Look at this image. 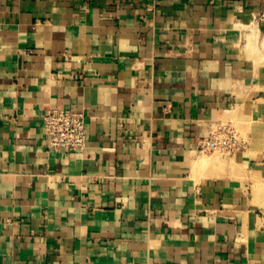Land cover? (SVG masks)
<instances>
[{"label":"crops","instance_id":"crops-1","mask_svg":"<svg viewBox=\"0 0 264 264\" xmlns=\"http://www.w3.org/2000/svg\"><path fill=\"white\" fill-rule=\"evenodd\" d=\"M225 112L264 114V0H0V264H264L262 159L198 163Z\"/></svg>","mask_w":264,"mask_h":264},{"label":"rangeland","instance_id":"rangeland-1","mask_svg":"<svg viewBox=\"0 0 264 264\" xmlns=\"http://www.w3.org/2000/svg\"><path fill=\"white\" fill-rule=\"evenodd\" d=\"M239 118L237 115H231L230 112L216 114L212 119L213 134H218V140L223 139L225 136H231L230 141L223 144L216 149H205L197 152L198 163L204 164L205 158H209V165L217 166L219 164L228 163V168L231 171H238L241 169L233 163L232 154L238 148L251 143L253 153H258L262 159L258 167L254 166L247 169L246 172H255L251 177V187L264 199V114L260 119L255 118ZM228 130L225 133V130ZM206 163V162H205Z\"/></svg>","mask_w":264,"mask_h":264},{"label":"built area","instance_id":"built-area-1","mask_svg":"<svg viewBox=\"0 0 264 264\" xmlns=\"http://www.w3.org/2000/svg\"><path fill=\"white\" fill-rule=\"evenodd\" d=\"M87 114L67 108H46L41 114L40 122L47 140V146L54 150L81 151L86 144ZM227 133V129L225 130ZM229 132V131H228ZM218 134L210 132L209 136L197 143V150L216 149L230 141L231 136L218 140Z\"/></svg>","mask_w":264,"mask_h":264}]
</instances>
